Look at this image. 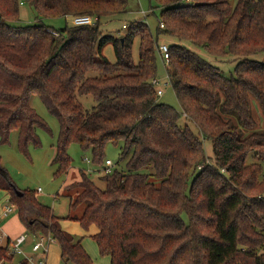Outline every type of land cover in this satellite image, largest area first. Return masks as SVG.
<instances>
[{
  "label": "trees",
  "instance_id": "trees-1",
  "mask_svg": "<svg viewBox=\"0 0 264 264\" xmlns=\"http://www.w3.org/2000/svg\"><path fill=\"white\" fill-rule=\"evenodd\" d=\"M128 1L0 0V143L15 133L23 152L40 144L36 128L48 127L31 106L33 95L59 123L55 178L71 166V143L95 163L107 142L122 143L125 170L102 173L103 188L83 170L67 185L76 190L69 207L82 210L65 218L96 226L92 237L109 264H264V128L252 114L254 100L264 117V61L243 58L225 75L189 47L213 56L264 52V0H152L151 13L159 9L155 33L145 16L119 37L102 35V20L125 13ZM21 2L39 17L95 21L20 26ZM159 35L175 41L165 71L182 112L160 102L151 83ZM106 42L115 61L96 57ZM79 95H90L95 106L85 109ZM181 116L199 135L179 125ZM203 139L211 141L215 166ZM0 190L27 231L53 238L64 264H94L62 218L33 192L17 189L1 164ZM12 257L8 242L0 246V264Z\"/></svg>",
  "mask_w": 264,
  "mask_h": 264
},
{
  "label": "rangeland",
  "instance_id": "rangeland-1",
  "mask_svg": "<svg viewBox=\"0 0 264 264\" xmlns=\"http://www.w3.org/2000/svg\"><path fill=\"white\" fill-rule=\"evenodd\" d=\"M151 5H153L152 0H129L125 13L111 18H104L102 20L100 27L101 34L119 37L125 34L129 27H133L139 21H142L145 16L147 26L153 33H155L158 26L156 16L159 14V9L155 8L153 13H151ZM17 24L20 26L44 24L55 29H59L64 27L66 24L71 25L72 23L70 18L67 17H39L29 4L21 2L19 4V21ZM123 24H125L126 27H123ZM162 42L168 45L175 43L173 39L167 36L159 35L158 43ZM189 47L199 53L208 62L219 68V70L225 75L233 74L237 63L243 58L259 62L264 61V52H258L244 57L236 55L213 56L196 47L190 45ZM138 49V41L135 39L132 43V58L135 61L138 59ZM100 56H105L108 60L115 61L113 46L110 42L103 44L100 52L96 55L97 58ZM157 77L162 81L167 80L165 62L160 58V56H157ZM158 100L174 107L179 112H182L174 90L170 85L166 86L162 95L158 97ZM77 101L88 110L92 109L96 104L90 95H79L77 96ZM30 102L31 106L44 120L48 128H36L40 144L37 146L29 144L26 152L21 151L18 146L15 133H13L9 143H0V164L5 168L17 189L29 190L33 192L37 200L42 204L49 206L55 216L74 217L75 214L79 215L82 210V205L75 209V211L69 207L70 201L73 197H75L76 190L68 189L67 185L71 182L79 180L80 172L83 170L94 180L97 186L103 188L104 181L101 180L99 176L103 173L101 166L104 164L106 159L111 160V168L125 170L126 158L122 159L120 157L122 143L120 142L118 144H114L112 142H107L104 146L102 163H95L92 161V157L88 151H83L77 143H71L67 148V152L72 159L71 166L66 173L55 178L53 176L54 166L51 164V160L56 151L59 123L57 118L47 110L44 103L38 96L33 95ZM252 114L255 119H257L258 124L264 128V117L254 100L252 102ZM178 123L180 126L187 124L193 133L199 135L196 126L190 123L184 116L180 117ZM203 146L207 162L215 166L211 141L203 139ZM189 180L190 183L192 177H190ZM38 188H40V190H38ZM6 195L5 191L0 190V201H6ZM183 218L187 221L185 214H183ZM0 219V234L4 233L5 236H9L13 240L20 233H25L27 236L26 243L28 245H25V243L23 248L25 252H30V245L33 243L32 235L34 234L27 231L25 225L20 221L17 208L9 214L7 220H4L5 216ZM5 221L8 222L5 224ZM81 229L87 233L89 231V229L86 230L83 227ZM5 236L0 238V246L7 244ZM80 237H82V240L86 239V243L89 242L92 246V250L95 253L90 255L92 256L94 264H109L108 257L99 253L98 248L96 247V242L91 234H82ZM88 251H90L89 247ZM259 252H264V244L259 248ZM21 259V255L19 253H15L13 254L11 261L6 264H17ZM60 264H64V262L61 261Z\"/></svg>",
  "mask_w": 264,
  "mask_h": 264
},
{
  "label": "built area",
  "instance_id": "built-area-1",
  "mask_svg": "<svg viewBox=\"0 0 264 264\" xmlns=\"http://www.w3.org/2000/svg\"><path fill=\"white\" fill-rule=\"evenodd\" d=\"M67 18H70V21L73 25L90 24L95 21V18L90 15L67 16ZM159 25L161 27L163 26L162 23H160ZM157 51L160 58L165 62L166 65L169 59V45L163 42L159 43ZM151 83L152 85H154L156 89L157 97L162 95L166 86L169 85L168 79L166 81H162L157 76L152 79ZM111 165H112L111 160L106 159L104 161V164L101 166L102 172L109 173L111 171ZM38 190H40V188H38ZM15 208H16L15 205L9 203L8 201L6 203H0V218L11 213ZM36 235L37 238L32 244V251L33 253L34 252L39 253V255L27 254L24 255V259L26 260L27 264H48L46 259L48 244L54 242V240L50 235H44L40 233ZM25 240H26V234H21L13 240L12 239L8 240L9 252L12 254L23 253L22 244L25 242Z\"/></svg>",
  "mask_w": 264,
  "mask_h": 264
},
{
  "label": "crops",
  "instance_id": "crops-1",
  "mask_svg": "<svg viewBox=\"0 0 264 264\" xmlns=\"http://www.w3.org/2000/svg\"><path fill=\"white\" fill-rule=\"evenodd\" d=\"M6 196L7 197L5 199L8 198V195H6ZM5 202H7V200L6 201L5 200L4 201H0V203H5ZM9 214L5 215V219L4 220H7V218L9 217ZM58 217H61L62 218L60 220V222H59L60 225H61V227L64 230H66L67 232L75 235L76 237H79L81 239V244H82L83 248L86 250V252L89 255L90 254L91 255L94 254L95 252L92 250V246L90 245V243L89 242L86 243V239L85 240H82V237H80V235H82V234H87V235L89 234L90 235L91 234V236H92L97 231L96 226L90 225L88 228H86V230L89 229V231L87 233L86 231H84L83 229H81L82 227H81V225L79 224L78 221L72 220L70 218L67 219V218H65L66 216L65 217L64 216H58ZM7 222L8 221H5L4 223L6 224ZM0 224H1V219H0ZM3 226H4V224H3ZM19 233H20V231H19ZM21 234H25V233H20L19 235H21ZM19 235H17V236H19ZM77 235H79V236H77ZM3 236H5V234L4 233L3 234L1 233L0 234V238H2ZM5 237H6V240H7L6 242H8V240H11L12 239L9 236H5ZM32 237H33L32 242H34L36 240V238H37V235L34 234V235H32ZM25 243H26V240L22 244V251H23V253H19L21 255L22 259L24 258V255H27V254H36V255L38 254L39 255V253H35V252L33 253V251H32V244L33 243L30 245V252H25L24 251V248H23V245ZM25 245H28V244L26 243ZM88 247H89L90 251H88ZM96 247H97V244H96ZM91 255H90V257L92 258ZM105 256H107V255H105ZM107 257H108V261H109V256H107ZM46 259H47L48 264H60L61 263L62 260H61V256H60V248H59V246H58V244L56 242H51V243L48 244V251H47Z\"/></svg>",
  "mask_w": 264,
  "mask_h": 264
}]
</instances>
